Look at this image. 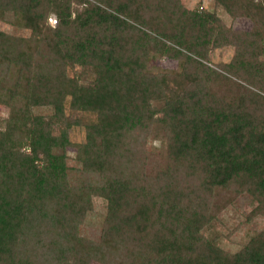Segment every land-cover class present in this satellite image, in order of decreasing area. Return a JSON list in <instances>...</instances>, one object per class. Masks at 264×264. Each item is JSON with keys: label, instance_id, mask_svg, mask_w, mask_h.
<instances>
[{"label": "trees", "instance_id": "obj_1", "mask_svg": "<svg viewBox=\"0 0 264 264\" xmlns=\"http://www.w3.org/2000/svg\"><path fill=\"white\" fill-rule=\"evenodd\" d=\"M208 3L0 0L24 31L0 29V264H264V226L235 251L213 230L242 196L264 216V0Z\"/></svg>", "mask_w": 264, "mask_h": 264}, {"label": "rangeland", "instance_id": "obj_2", "mask_svg": "<svg viewBox=\"0 0 264 264\" xmlns=\"http://www.w3.org/2000/svg\"><path fill=\"white\" fill-rule=\"evenodd\" d=\"M195 0H186L187 5ZM207 5H212V0H208ZM192 4V3H191ZM193 5V4H192ZM217 14L228 25L239 29H246L251 26V22L244 17L231 18L221 9L217 10ZM12 14L10 12L4 13L3 19H0V29L7 32L24 33L11 24ZM49 23L54 24L55 17L52 15L49 18ZM232 53L231 47H224L218 49L212 54L214 62L227 61ZM162 66H169L170 61L160 60ZM8 107L0 104V121L3 120L8 114ZM38 112L46 113L47 110L40 109ZM63 127L62 120L55 119L53 125V133H59V130ZM69 138L71 144L66 148L67 150V162L70 166L78 167L79 163L75 159V143L82 142L84 140V129L80 125H74L69 130ZM161 146L163 141L155 140L152 143L149 142L148 146ZM254 202L248 196H242L237 198L231 205H229L220 215V220L214 224V233L219 236L220 245L230 251L237 250L244 242L247 241L249 236L255 232V230L261 229L264 226V216H254L247 218L250 209L254 206ZM105 213V201L99 197L93 198V208L88 211L84 217L83 222L79 226V233L82 236L98 240L100 237L101 226ZM91 264H104L96 259L91 260Z\"/></svg>", "mask_w": 264, "mask_h": 264}]
</instances>
